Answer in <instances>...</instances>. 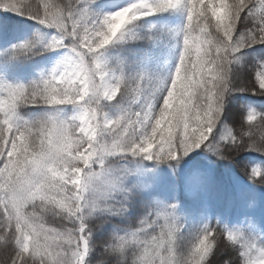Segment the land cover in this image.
Masks as SVG:
<instances>
[{
  "label": "snow or ice",
  "instance_id": "1",
  "mask_svg": "<svg viewBox=\"0 0 264 264\" xmlns=\"http://www.w3.org/2000/svg\"><path fill=\"white\" fill-rule=\"evenodd\" d=\"M0 264H264V0H0Z\"/></svg>",
  "mask_w": 264,
  "mask_h": 264
}]
</instances>
